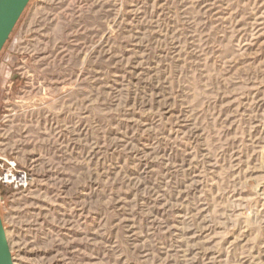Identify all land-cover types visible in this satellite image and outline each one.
<instances>
[{
	"label": "rangeland",
	"instance_id": "rangeland-1",
	"mask_svg": "<svg viewBox=\"0 0 264 264\" xmlns=\"http://www.w3.org/2000/svg\"><path fill=\"white\" fill-rule=\"evenodd\" d=\"M12 159L15 264H264V0H31L0 53Z\"/></svg>",
	"mask_w": 264,
	"mask_h": 264
},
{
	"label": "water",
	"instance_id": "water-1",
	"mask_svg": "<svg viewBox=\"0 0 264 264\" xmlns=\"http://www.w3.org/2000/svg\"><path fill=\"white\" fill-rule=\"evenodd\" d=\"M31 0H0V53ZM0 264H15L0 213Z\"/></svg>",
	"mask_w": 264,
	"mask_h": 264
},
{
	"label": "built area",
	"instance_id": "built-area-1",
	"mask_svg": "<svg viewBox=\"0 0 264 264\" xmlns=\"http://www.w3.org/2000/svg\"><path fill=\"white\" fill-rule=\"evenodd\" d=\"M6 164H2L3 171L0 173V183L15 188H26L30 182V171L20 167L17 161L13 159L6 161Z\"/></svg>",
	"mask_w": 264,
	"mask_h": 264
}]
</instances>
